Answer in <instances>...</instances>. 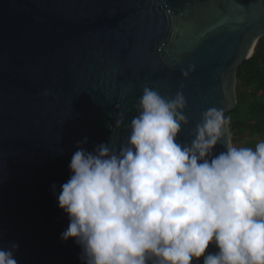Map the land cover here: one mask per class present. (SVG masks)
Returning <instances> with one entry per match:
<instances>
[{"label": "water", "instance_id": "95a60500", "mask_svg": "<svg viewBox=\"0 0 264 264\" xmlns=\"http://www.w3.org/2000/svg\"><path fill=\"white\" fill-rule=\"evenodd\" d=\"M261 36L264 0H0V247L18 244V264H81L51 190L77 142H108L145 87L183 93L189 140L203 111L235 106ZM230 140L227 125L217 151Z\"/></svg>", "mask_w": 264, "mask_h": 264}, {"label": "clouds", "instance_id": "9594fccd", "mask_svg": "<svg viewBox=\"0 0 264 264\" xmlns=\"http://www.w3.org/2000/svg\"><path fill=\"white\" fill-rule=\"evenodd\" d=\"M186 105L145 87L108 142H77L69 179L51 190L81 264H264V140L217 151L228 120L212 107L181 141ZM18 247H0V264H18Z\"/></svg>", "mask_w": 264, "mask_h": 264}, {"label": "trees", "instance_id": "16d2710c", "mask_svg": "<svg viewBox=\"0 0 264 264\" xmlns=\"http://www.w3.org/2000/svg\"><path fill=\"white\" fill-rule=\"evenodd\" d=\"M236 104L223 112L229 121L232 141L246 134L264 136V36H261L253 54L237 68Z\"/></svg>", "mask_w": 264, "mask_h": 264}, {"label": "rangeland", "instance_id": "374dc122", "mask_svg": "<svg viewBox=\"0 0 264 264\" xmlns=\"http://www.w3.org/2000/svg\"><path fill=\"white\" fill-rule=\"evenodd\" d=\"M261 140H264V136L261 134H255L251 137L244 134L241 137L237 138L236 141H230L231 144H235L237 146H248L254 148L255 144Z\"/></svg>", "mask_w": 264, "mask_h": 264}]
</instances>
